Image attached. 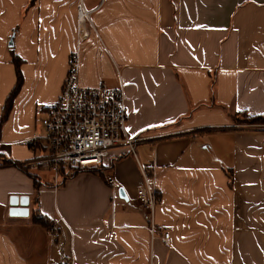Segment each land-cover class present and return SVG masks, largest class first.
I'll use <instances>...</instances> for the list:
<instances>
[{
	"label": "crops",
	"instance_id": "1",
	"mask_svg": "<svg viewBox=\"0 0 264 264\" xmlns=\"http://www.w3.org/2000/svg\"><path fill=\"white\" fill-rule=\"evenodd\" d=\"M76 3L0 0V119L15 60L22 75L0 121V264H264V129L234 119L264 115V0H83V38ZM73 51L81 87L122 85L143 140L55 183L18 165L39 153L22 140L41 134ZM140 168L158 192L152 218ZM13 195L27 215L10 213ZM33 205L55 234L30 221Z\"/></svg>",
	"mask_w": 264,
	"mask_h": 264
},
{
	"label": "built area",
	"instance_id": "2",
	"mask_svg": "<svg viewBox=\"0 0 264 264\" xmlns=\"http://www.w3.org/2000/svg\"><path fill=\"white\" fill-rule=\"evenodd\" d=\"M91 11L77 0L76 20L82 31ZM79 53L73 51L67 58V71L57 100L49 105L40 119L41 134L22 140V143L39 153L25 161V168L40 167L54 175L55 183L62 178V171L84 170L101 165L105 157L115 149H123L134 155V146L142 138H133L127 130L128 115L123 87L112 88L104 83L96 87L78 84ZM142 184L137 190V201L146 209L150 218L158 201L154 178L140 168ZM114 185L112 176L106 177ZM154 233V226H150ZM169 233H163L167 241Z\"/></svg>",
	"mask_w": 264,
	"mask_h": 264
},
{
	"label": "trees",
	"instance_id": "3",
	"mask_svg": "<svg viewBox=\"0 0 264 264\" xmlns=\"http://www.w3.org/2000/svg\"><path fill=\"white\" fill-rule=\"evenodd\" d=\"M15 65H16V83H15V86L13 87V89L11 90V92L9 93L8 97L6 98V101L3 105V108H2V115H1V119L0 121H4L8 114H9V111H10V108H11V104H12V101L15 97V95L17 94V92L19 91L20 87H21V84H22V75H21V72L19 70V60H15ZM253 117H257V118H263L264 115H252ZM236 121V119H235ZM4 163L6 164H11L13 163L12 161H9V160H4ZM19 168H22L23 170H25L26 168L23 167V165H18ZM82 170H73L72 172H64L62 171V177L66 178L68 175L69 176H72L74 174H77L78 172H81ZM32 222L43 227L45 230L47 229H52L54 228V223H53V220L52 219H49L47 218L45 215H42V214H39L32 218Z\"/></svg>",
	"mask_w": 264,
	"mask_h": 264
},
{
	"label": "rangeland",
	"instance_id": "4",
	"mask_svg": "<svg viewBox=\"0 0 264 264\" xmlns=\"http://www.w3.org/2000/svg\"><path fill=\"white\" fill-rule=\"evenodd\" d=\"M234 119H236L237 125H244L246 127L253 126L254 128L264 129V117L263 118H257V117L255 118L252 115L240 113L237 115V118L234 117ZM39 126H40V124H39ZM39 132H40V130H39ZM3 164H6V163L3 162ZM50 174L52 175V173H50ZM61 179L62 178H60V181H61ZM50 180H52V176L50 177ZM45 184H49V183H45ZM37 215H38L37 207L35 205H33V207L30 210V221L32 220V218L36 217ZM27 221L28 220H26L25 223H27ZM25 223H23V224H25ZM33 224H35V223H33ZM55 228L56 227L54 226V228L47 229L46 231L49 232L51 235H53L57 232V230ZM51 245H53V244H51ZM41 246H43V243L41 244ZM46 249H47V247L44 248V250H46ZM44 254L46 255V252H44Z\"/></svg>",
	"mask_w": 264,
	"mask_h": 264
},
{
	"label": "water",
	"instance_id": "5",
	"mask_svg": "<svg viewBox=\"0 0 264 264\" xmlns=\"http://www.w3.org/2000/svg\"><path fill=\"white\" fill-rule=\"evenodd\" d=\"M119 196L122 198H126L125 194L123 192V189H119ZM9 203L12 206V208L10 209V213L14 212V213H21L23 215H27V213H28V209H27L28 197L26 195H21V196L13 195L10 197ZM17 204L20 205L19 208L14 207Z\"/></svg>",
	"mask_w": 264,
	"mask_h": 264
}]
</instances>
